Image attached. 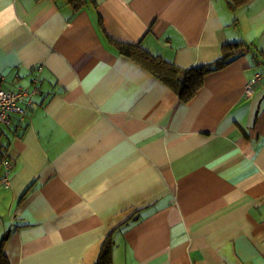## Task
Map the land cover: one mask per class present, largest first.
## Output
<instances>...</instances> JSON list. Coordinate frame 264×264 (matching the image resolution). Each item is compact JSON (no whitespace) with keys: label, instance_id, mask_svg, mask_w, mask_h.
<instances>
[{"label":"crops","instance_id":"1","mask_svg":"<svg viewBox=\"0 0 264 264\" xmlns=\"http://www.w3.org/2000/svg\"><path fill=\"white\" fill-rule=\"evenodd\" d=\"M235 43L186 103L121 54ZM0 89L32 104L0 126L9 264H93L109 234L112 264H264V0H0Z\"/></svg>","mask_w":264,"mask_h":264},{"label":"trees","instance_id":"2","mask_svg":"<svg viewBox=\"0 0 264 264\" xmlns=\"http://www.w3.org/2000/svg\"><path fill=\"white\" fill-rule=\"evenodd\" d=\"M72 6L75 11L86 6L90 0H62ZM248 49V45L242 43L228 44L223 48V59L212 65L201 68L184 70L173 63L164 61L158 56H153L140 46L128 45L121 47V54L137 62L170 89L175 91L179 99L186 103L191 100L203 86V78L206 74L217 71L232 62L241 52ZM112 237L109 234L103 241L97 260L93 264H112L111 248ZM0 264H9L5 255H0Z\"/></svg>","mask_w":264,"mask_h":264},{"label":"built area","instance_id":"3","mask_svg":"<svg viewBox=\"0 0 264 264\" xmlns=\"http://www.w3.org/2000/svg\"><path fill=\"white\" fill-rule=\"evenodd\" d=\"M41 68H38L40 72ZM260 79L259 75H256L251 81H249L246 85V93L249 94L252 92V86ZM29 94L24 89H19L17 92H9L3 89H0V126H9L12 114L18 113L20 114L21 119H23L26 115V109L20 107V103L25 101L27 107L29 108L31 104ZM0 164L4 168V173L2 178L0 179V183L3 185H8V175L12 168L11 161L6 154H0Z\"/></svg>","mask_w":264,"mask_h":264}]
</instances>
